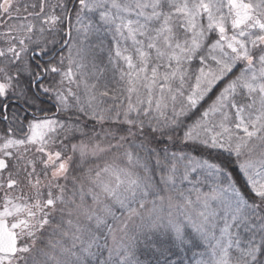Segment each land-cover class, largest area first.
I'll return each mask as SVG.
<instances>
[{
    "label": "snow or ice",
    "instance_id": "6c2138e0",
    "mask_svg": "<svg viewBox=\"0 0 264 264\" xmlns=\"http://www.w3.org/2000/svg\"><path fill=\"white\" fill-rule=\"evenodd\" d=\"M0 264H264V0H0Z\"/></svg>",
    "mask_w": 264,
    "mask_h": 264
}]
</instances>
